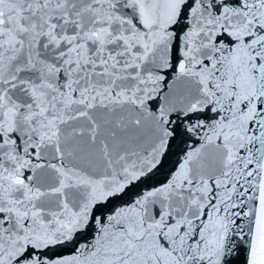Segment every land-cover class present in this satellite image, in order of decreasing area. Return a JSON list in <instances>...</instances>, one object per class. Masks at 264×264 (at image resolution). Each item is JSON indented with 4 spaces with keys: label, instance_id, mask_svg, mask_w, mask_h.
Masks as SVG:
<instances>
[{
    "label": "snow or ice",
    "instance_id": "6c2138e0",
    "mask_svg": "<svg viewBox=\"0 0 264 264\" xmlns=\"http://www.w3.org/2000/svg\"><path fill=\"white\" fill-rule=\"evenodd\" d=\"M0 264H264V0H0Z\"/></svg>",
    "mask_w": 264,
    "mask_h": 264
}]
</instances>
